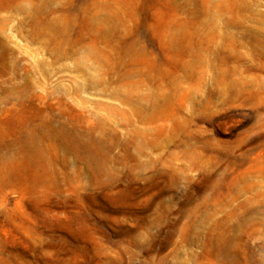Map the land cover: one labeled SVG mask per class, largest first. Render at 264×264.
I'll use <instances>...</instances> for the list:
<instances>
[{
    "label": "rangeland",
    "instance_id": "374dc122",
    "mask_svg": "<svg viewBox=\"0 0 264 264\" xmlns=\"http://www.w3.org/2000/svg\"><path fill=\"white\" fill-rule=\"evenodd\" d=\"M0 264H264V0H0Z\"/></svg>",
    "mask_w": 264,
    "mask_h": 264
}]
</instances>
